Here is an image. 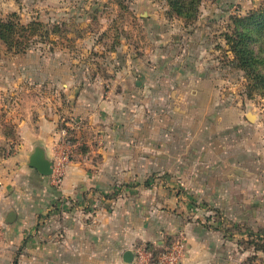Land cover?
Returning <instances> with one entry per match:
<instances>
[{"label":"crops","instance_id":"1","mask_svg":"<svg viewBox=\"0 0 264 264\" xmlns=\"http://www.w3.org/2000/svg\"><path fill=\"white\" fill-rule=\"evenodd\" d=\"M161 73L134 70L136 80ZM194 73L185 76L191 86L119 85L111 101L78 98L76 116L93 123L99 115L101 135L64 166L59 185L28 164L37 146L54 162V121L20 117L14 152H0V264H137L139 248L160 252L175 242L181 264H235L247 255L238 237L264 236V143L237 117H219L202 140L194 111L182 110V92L199 91ZM153 91L171 95L179 115L172 125L147 111L141 121L121 96Z\"/></svg>","mask_w":264,"mask_h":264},{"label":"rangeland","instance_id":"2","mask_svg":"<svg viewBox=\"0 0 264 264\" xmlns=\"http://www.w3.org/2000/svg\"><path fill=\"white\" fill-rule=\"evenodd\" d=\"M12 13L24 25L44 23L50 36L37 38L26 50L0 40L4 156L20 141V117L50 119L58 132L53 160L68 156L67 165L77 152L92 150L90 143L101 135L99 115L93 123L76 116L78 98L111 101L118 94L110 90L119 85L191 86L185 78L191 72L199 91L182 92V110L194 111L202 140L213 134L219 117L228 122L237 117L264 143V0H200L190 17L179 15L169 0H0V18ZM145 69L166 74L136 80L134 70ZM156 93L121 96L141 121L151 116L154 123L166 118L172 125L179 117L172 113L176 105L166 100L171 95ZM228 229L241 231L232 224ZM238 239L249 253L235 264H264V236Z\"/></svg>","mask_w":264,"mask_h":264},{"label":"trees","instance_id":"3","mask_svg":"<svg viewBox=\"0 0 264 264\" xmlns=\"http://www.w3.org/2000/svg\"><path fill=\"white\" fill-rule=\"evenodd\" d=\"M199 3L200 0H169V5L184 17L195 14ZM48 36H50V30L46 29L42 22L33 21L29 25H24L17 13L10 14L7 19L0 18V40L12 49L26 50L32 42H38L37 38ZM148 248L151 250L150 246ZM152 252L158 253L154 250Z\"/></svg>","mask_w":264,"mask_h":264},{"label":"built area","instance_id":"4","mask_svg":"<svg viewBox=\"0 0 264 264\" xmlns=\"http://www.w3.org/2000/svg\"><path fill=\"white\" fill-rule=\"evenodd\" d=\"M66 134V132H63ZM68 158V156H64L63 159L59 160L57 163L55 162V166H53V175H54V183L61 184L63 177V168L64 162ZM3 238V230L0 225V241ZM137 264H181V250L180 245L178 243H174L173 245L166 247L162 251L154 254L151 250H149L146 246L139 248L137 250Z\"/></svg>","mask_w":264,"mask_h":264},{"label":"water","instance_id":"5","mask_svg":"<svg viewBox=\"0 0 264 264\" xmlns=\"http://www.w3.org/2000/svg\"><path fill=\"white\" fill-rule=\"evenodd\" d=\"M28 164L36 168L43 175H51L53 173V161L46 156L44 149L37 146L30 155ZM128 259L133 258V253L128 252Z\"/></svg>","mask_w":264,"mask_h":264}]
</instances>
